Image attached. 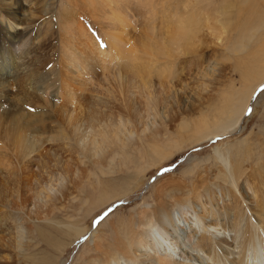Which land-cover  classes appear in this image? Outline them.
I'll return each instance as SVG.
<instances>
[{
    "label": "bare ground",
    "instance_id": "1",
    "mask_svg": "<svg viewBox=\"0 0 264 264\" xmlns=\"http://www.w3.org/2000/svg\"><path fill=\"white\" fill-rule=\"evenodd\" d=\"M78 1L83 3L84 11L91 17H97L96 12H101L106 27L110 24V32H104L106 46L84 45V36L74 30L77 21L71 18L70 10ZM67 2L71 7L57 13L56 0H0V125L1 121H9L15 131L14 138L11 132L7 138H13L17 150L14 155L20 159L21 165L18 171L13 166L10 167V156H5L1 164L0 175L4 184L0 183V246L11 249L13 242V246L17 248V256L5 257L1 252L4 258L0 254V264H11L17 259L23 263L19 259L26 252V241L32 235L31 224L35 217L51 218L47 213L48 206L55 204L53 200L58 195L59 188L50 184L45 173L50 174L54 166L59 168V163L36 154L45 143L40 137L42 130H47L49 125L59 124L55 115H44L43 107L51 106L53 110H61L71 121L80 110L100 101L101 97H96L94 91L110 80L108 74L101 76L99 82L94 80L95 64L101 67L103 73L109 70L110 64L118 65L126 73L124 76L120 69L116 72L121 80H128L130 74H134L128 80L130 97L125 99L124 109L119 111L117 121L103 129H97L94 123L98 119L93 117L87 126L77 123L73 125L71 132L61 130L57 132V138L53 137L54 140H62L71 151L79 152L82 159L91 158L102 162L107 157L106 148L111 143L119 146V141H129L131 138L136 140L139 135L151 136L164 131L167 123L175 118L173 105L177 101L183 102L185 109L188 108L187 98H179L180 92H184L185 88H177L181 81L179 78L177 84L174 82L175 77L163 78L152 89L151 81L145 79L141 71L154 66L159 58L167 57L171 52H199L208 37L215 39L219 36L211 30L213 27L209 21L197 14L198 9L202 8L198 0H189L185 6V10H189L188 16L166 36L157 33L159 29L153 23L157 13L147 0ZM135 7L147 12L148 30L144 32L142 40H147L148 43H143V51L135 49L133 42L124 41L118 34L119 31L131 30L136 24L130 17V10ZM37 14L45 17L51 29H57L59 62L64 64L68 75L66 80L59 77V87L55 91L51 90L53 94L46 93L41 86H32L34 95L31 104L40 108L35 110L29 107L27 117H19L11 113V108L3 102L1 92L8 91L11 81L27 79L36 83V79L30 78L32 74L41 79L49 74V71L42 69V55L48 47L42 42H35L40 38V28L44 26L43 21L36 22ZM58 15L60 20L57 23ZM205 29H208L207 33ZM196 73L198 74L197 71ZM82 77L87 81L86 92L76 97L70 81L80 85ZM185 85L187 88V83ZM133 88L140 92L138 94L144 98L147 108L139 116L132 109L137 93H133ZM192 98L191 103L199 102L203 96L198 97L196 93ZM248 101L249 98L247 103ZM181 110L178 113L183 114ZM214 117V126L222 128L223 132L228 131L222 117ZM239 123L240 119L229 130L238 128ZM4 152L6 150L0 146V153ZM51 152L56 155L55 150ZM216 156L220 163L218 173L213 180L208 179L206 184L178 186L173 181L161 184L157 189L159 206L146 204L141 208L137 225L140 229L134 234L128 223L121 229L117 242L106 240L116 254H109L100 247L101 231L93 232L91 246L98 254L86 264H264V185L255 184L264 182V169L247 172L250 167L244 164L245 158L233 155V160L229 149H216ZM258 163L259 167L264 168V161ZM90 180L89 178L88 181ZM170 197L174 198L173 203L167 202ZM14 217L18 218L17 222ZM36 223L41 225L40 222ZM17 229L19 236L16 237Z\"/></svg>",
    "mask_w": 264,
    "mask_h": 264
},
{
    "label": "rangeland",
    "instance_id": "2",
    "mask_svg": "<svg viewBox=\"0 0 264 264\" xmlns=\"http://www.w3.org/2000/svg\"><path fill=\"white\" fill-rule=\"evenodd\" d=\"M147 1L157 13L153 20L154 26L159 29L157 33L164 36L168 35L170 30H175L188 16L189 10H185V6L189 0ZM198 1L202 8L198 9L197 14L205 21H209L213 27L211 30L219 36L215 39L208 37L199 52L192 54L171 52L169 56L159 58L154 66L141 71V75L151 81L152 89L158 86L161 79L168 77H175L176 84L179 79L183 82L184 85L181 81L177 84L178 89H181L179 86L182 88L185 86L179 98L182 100L187 98L188 108L183 107V102L174 103L175 118L167 123L164 131L151 136L139 135L136 140L131 138L129 141H119V146L111 143L106 148L107 157L102 162L91 158L82 159L79 152L71 151L62 140L53 139L57 138L58 131L71 132L74 124L84 123V126H87L93 117L98 119L94 123L97 129H103L104 126L118 120L119 111L124 109L125 99L130 97L128 80L134 74H130L128 80H121L116 75L120 68L115 64H110L106 73L95 64L94 80L99 82L104 74H108L110 80L94 91L96 97H101L100 101L80 110L71 121L61 110H53L51 106L43 107L44 115H55L59 119V124L49 125L47 130H42L40 137L45 143L36 154L59 163V168L56 169L54 166V170L50 174L45 173V177L50 184L59 188L60 193L58 191L53 200L55 204L48 206L47 213L51 218L35 217L31 224L32 238L29 237L27 241L24 239L27 242L26 252L19 259L23 263L17 259L13 263L10 262L11 264H86L98 254L90 241L91 234L95 231H101L100 247L109 254H116L106 240L117 242L121 229L128 223L134 234L140 229L137 225L141 208L146 204L159 206L157 189L161 184L173 181L178 186H195L206 184L208 179H214L218 173L217 168L220 167L216 156L218 148L229 149L233 160L238 156L245 158L244 164L250 167L247 172L264 169L257 165L258 162L264 161V84L252 100L253 91L260 83H264V0ZM56 2L57 13L62 11L61 9L71 7L67 0ZM70 11L71 18L77 21L73 28L84 36V45L106 46L104 32H110L108 28L111 29V26L108 24V28L106 27L101 12H96L97 17L94 15L91 17L84 11L81 1H78ZM146 14V10L142 8L135 7L130 10V17L136 24L129 31L118 32L121 39L133 42L135 49L140 51H143V43L147 42L142 40L144 32L148 30ZM59 20L58 15L57 23ZM42 21L44 26L40 28V38L35 42H42L48 47L42 55V60L44 59L42 69L49 71L48 76L41 79L32 74L30 78L36 79V83L27 79L11 81L8 91L1 92L3 102L11 108V113L19 117H27L29 107L35 110L40 108L31 104L34 95L32 86L36 88L41 86L46 93L53 94L51 90L55 91L59 87V77L62 76L66 80L68 75L64 64L59 62L57 29H51L45 17L37 14L36 22ZM205 31L207 33L208 29ZM120 71L126 75L123 69ZM197 76L200 79L196 78ZM81 79L80 85L70 81L76 97L86 92L87 81L84 77ZM133 90V93L137 91L134 88ZM192 92L195 93L194 96L196 93L198 97L202 95L203 99L191 103L194 97ZM138 93L140 94L138 91L135 93L136 103H132V109L139 116L146 108V104ZM180 108H183V111ZM180 110L183 114L178 113ZM215 115L222 117L228 131L223 132L222 128L214 126ZM239 119V127L229 130ZM9 132L14 138L15 131L11 128L10 122L1 121L0 146H3L6 152L0 153V169L4 157L10 156V167L13 166L18 171L21 167L20 159L14 155L17 150L13 138H7ZM51 150H55L56 155H53ZM66 174L68 178L65 177ZM0 183L4 184L2 175ZM63 183L66 184L65 187ZM255 184L262 186L264 182ZM173 200L174 198L170 197L167 202L173 203ZM112 204L114 205L104 212ZM17 219L14 217L15 222ZM36 222H40L41 225ZM15 232L16 237L19 236L18 229ZM11 243V249L0 246L3 250L0 251L2 258L3 254L5 257L11 255L15 257L17 254V248L13 246V242Z\"/></svg>",
    "mask_w": 264,
    "mask_h": 264
},
{
    "label": "water",
    "instance_id": "3",
    "mask_svg": "<svg viewBox=\"0 0 264 264\" xmlns=\"http://www.w3.org/2000/svg\"><path fill=\"white\" fill-rule=\"evenodd\" d=\"M254 94H255V92L253 93V95H254ZM118 201H120V200H117V202H118ZM114 203H116V202H114Z\"/></svg>",
    "mask_w": 264,
    "mask_h": 264
}]
</instances>
